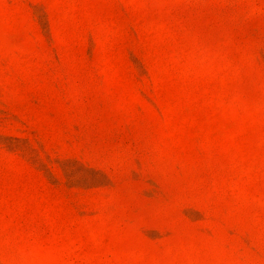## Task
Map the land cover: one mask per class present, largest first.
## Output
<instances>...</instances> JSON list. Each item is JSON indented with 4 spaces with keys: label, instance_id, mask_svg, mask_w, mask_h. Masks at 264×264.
<instances>
[{
    "label": "rangeland",
    "instance_id": "obj_1",
    "mask_svg": "<svg viewBox=\"0 0 264 264\" xmlns=\"http://www.w3.org/2000/svg\"><path fill=\"white\" fill-rule=\"evenodd\" d=\"M0 264H264V0H0Z\"/></svg>",
    "mask_w": 264,
    "mask_h": 264
}]
</instances>
